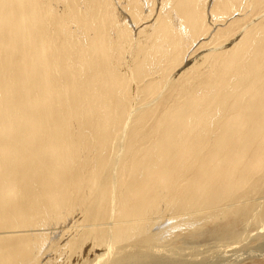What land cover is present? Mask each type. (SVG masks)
<instances>
[{
  "label": "bare ground",
  "instance_id": "6f19581e",
  "mask_svg": "<svg viewBox=\"0 0 264 264\" xmlns=\"http://www.w3.org/2000/svg\"><path fill=\"white\" fill-rule=\"evenodd\" d=\"M178 217L264 229V0H0V264H189Z\"/></svg>",
  "mask_w": 264,
  "mask_h": 264
},
{
  "label": "rangeland",
  "instance_id": "374dc122",
  "mask_svg": "<svg viewBox=\"0 0 264 264\" xmlns=\"http://www.w3.org/2000/svg\"><path fill=\"white\" fill-rule=\"evenodd\" d=\"M236 37H238V35ZM232 40H234V38ZM194 47L197 48L196 46ZM193 50L195 51V49ZM205 50L206 49L196 50V52L193 53L192 57L190 56L187 62L188 66H191L195 62V60H197V58L202 56L205 53ZM207 51L208 50H206V52ZM181 69L182 67L178 69L175 74H179V71H181ZM187 220L188 218L185 217H178L174 219L166 218L161 226V228L163 229H161L163 232V238L167 239L168 242L175 240H184L190 232L194 231L197 228V226L187 223ZM158 226L159 225L154 228V231H158ZM259 229L260 228L257 227L247 229L246 231H241L239 232V236L241 235L242 237H240L241 240L239 239V242L226 241L228 242L226 244L222 243L223 241H219L215 237L211 236L208 232H200L199 236L195 237L194 240H184L185 244H182L184 247V258L189 264H192V262L193 264H264V244L259 238L261 235H264V229ZM222 244L229 246L227 248L225 246H222ZM219 246H221L220 250ZM214 249H216V251H213ZM246 250H248L249 252H247ZM253 252L257 255H255Z\"/></svg>",
  "mask_w": 264,
  "mask_h": 264
}]
</instances>
